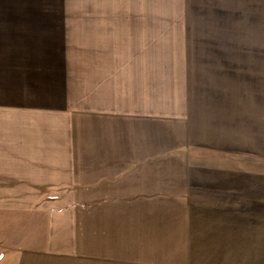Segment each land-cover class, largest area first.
Here are the masks:
<instances>
[{
	"label": "crops",
	"instance_id": "1",
	"mask_svg": "<svg viewBox=\"0 0 264 264\" xmlns=\"http://www.w3.org/2000/svg\"><path fill=\"white\" fill-rule=\"evenodd\" d=\"M173 3L0 0V264H264V51Z\"/></svg>",
	"mask_w": 264,
	"mask_h": 264
},
{
	"label": "rangeland",
	"instance_id": "2",
	"mask_svg": "<svg viewBox=\"0 0 264 264\" xmlns=\"http://www.w3.org/2000/svg\"><path fill=\"white\" fill-rule=\"evenodd\" d=\"M163 3L174 10L173 0ZM186 11V19L195 22V26L200 27L201 22L220 24L222 41L227 43L225 52L234 50V42L236 51H264V0H186ZM195 32L200 36V28ZM193 51H201L200 44H194Z\"/></svg>",
	"mask_w": 264,
	"mask_h": 264
}]
</instances>
